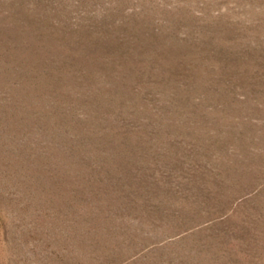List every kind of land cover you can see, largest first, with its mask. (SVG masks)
Segmentation results:
<instances>
[{
	"label": "rangeland",
	"instance_id": "obj_1",
	"mask_svg": "<svg viewBox=\"0 0 264 264\" xmlns=\"http://www.w3.org/2000/svg\"><path fill=\"white\" fill-rule=\"evenodd\" d=\"M0 264H264V0H0Z\"/></svg>",
	"mask_w": 264,
	"mask_h": 264
}]
</instances>
